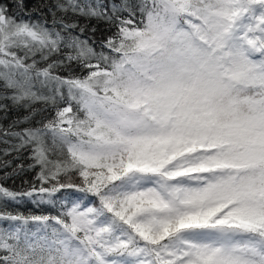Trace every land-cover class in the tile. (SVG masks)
Instances as JSON below:
<instances>
[{"label":"snow or ice","instance_id":"6c2138e0","mask_svg":"<svg viewBox=\"0 0 264 264\" xmlns=\"http://www.w3.org/2000/svg\"><path fill=\"white\" fill-rule=\"evenodd\" d=\"M49 11L51 25L0 3V112H52L0 125L3 155L30 148L39 167L28 191L0 184V202L56 212L0 213V264H264V0ZM78 17L113 29L99 52Z\"/></svg>","mask_w":264,"mask_h":264},{"label":"trees","instance_id":"16d2710c","mask_svg":"<svg viewBox=\"0 0 264 264\" xmlns=\"http://www.w3.org/2000/svg\"><path fill=\"white\" fill-rule=\"evenodd\" d=\"M113 2L120 3L121 0H113ZM129 3L138 4L139 0H128ZM0 3L8 4L10 6L11 12L16 16L17 19H24L32 21L37 20H47L48 24L51 25L52 16L49 11L50 8H54L56 0H25L24 10L17 9L12 6V0H0ZM30 14V15H29ZM57 15H61L57 13ZM126 15V13H125ZM71 16V14H69ZM78 22L80 24L89 25V29H86L85 35H93L97 43H93L92 40H89V43L96 49L97 52L100 51L99 41L104 39L107 35H110L113 29H110L109 26L103 22H97L95 19H86L84 17H78ZM95 26L97 31L95 34L90 33V28ZM66 74V73H62ZM77 74H80L77 70ZM0 90H2V82H0ZM9 104V111L7 114L0 112V125L7 127L10 123H13L17 120L24 121L26 116H31L27 121L20 123L16 130H20L26 127H40L42 126L45 118H50L52 112L50 109H46L45 106L36 102L32 107L36 109L34 115H31V110L23 107L13 108L11 102L7 101ZM13 143H18V140H13ZM9 145L0 143V150L8 148ZM31 155V149H20L19 152L13 151L8 156H4L2 151H0V160L9 161L10 164L8 167H0V184L9 188L10 190L16 192H24L31 189L33 184H39L36 180V175L39 171V167L29 168L28 166L33 163L29 158ZM18 166H22V169H18ZM17 169L16 173H13V170ZM5 173H13L12 175L5 177ZM72 182L74 184H80V178L74 176ZM80 195L74 188L72 189H62L60 193H57L58 197L67 196L69 199H76ZM95 202L94 198H90ZM22 213L24 215L28 214H56L55 210L49 207L48 205H35L32 203L30 198H23L16 202H0V213ZM7 221H0V227H7Z\"/></svg>","mask_w":264,"mask_h":264}]
</instances>
